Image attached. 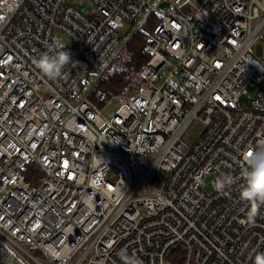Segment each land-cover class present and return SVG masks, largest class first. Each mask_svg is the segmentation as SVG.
I'll list each match as a JSON object with an SVG mask.
<instances>
[{
	"label": "built area",
	"instance_id": "1",
	"mask_svg": "<svg viewBox=\"0 0 264 264\" xmlns=\"http://www.w3.org/2000/svg\"><path fill=\"white\" fill-rule=\"evenodd\" d=\"M126 24L150 58L108 115L77 88ZM58 50L50 80L33 59ZM262 141L264 0H0V238L27 264H264V202L242 197Z\"/></svg>",
	"mask_w": 264,
	"mask_h": 264
},
{
	"label": "clouds",
	"instance_id": "2",
	"mask_svg": "<svg viewBox=\"0 0 264 264\" xmlns=\"http://www.w3.org/2000/svg\"><path fill=\"white\" fill-rule=\"evenodd\" d=\"M50 48L61 49L58 42L50 45ZM71 61L68 51L58 50L44 52L33 59V63L50 80H56L63 76V69ZM247 167L244 169V180L242 197L245 201L264 202V141L255 148L249 150L245 155ZM231 178L225 177L216 184L217 190H223L226 184H230ZM121 256L124 264H143V261L135 255H128L122 250Z\"/></svg>",
	"mask_w": 264,
	"mask_h": 264
},
{
	"label": "trees",
	"instance_id": "3",
	"mask_svg": "<svg viewBox=\"0 0 264 264\" xmlns=\"http://www.w3.org/2000/svg\"><path fill=\"white\" fill-rule=\"evenodd\" d=\"M144 43V35L139 33L133 35L124 48L123 64L100 77L95 90L89 96L94 99L95 92L98 90L105 93L106 99L133 96L138 92L144 84V69L150 58V54L143 50ZM27 174L32 182L38 183L40 176L42 178L44 173L35 164L28 169Z\"/></svg>",
	"mask_w": 264,
	"mask_h": 264
},
{
	"label": "rangeland",
	"instance_id": "4",
	"mask_svg": "<svg viewBox=\"0 0 264 264\" xmlns=\"http://www.w3.org/2000/svg\"><path fill=\"white\" fill-rule=\"evenodd\" d=\"M186 2H189V0H185ZM83 9L86 12L91 11V6L86 5L83 7ZM122 33L124 34V39H129L131 37V30L129 24H126L125 27L121 29ZM126 47V44L123 45L119 50H116L113 55L107 60L104 67L98 71H94L82 81V83L77 88V91L81 94H90L95 90L96 84L100 77L104 76L108 71H112L115 67L121 66L123 63V55L125 53L124 48ZM258 52L261 54V45L258 46ZM132 98V95L126 96L123 98H112V99H106V101L103 102L102 108L104 112L108 115L114 114L120 106L130 100ZM212 176L210 175L206 182L207 186L205 187V190L209 193L212 192V185H211ZM26 247L29 248L35 255L39 256L43 259L41 256L42 252L36 248L32 244H26ZM0 264H27L22 257H20L14 250H12L4 240L0 238Z\"/></svg>",
	"mask_w": 264,
	"mask_h": 264
},
{
	"label": "bare ground",
	"instance_id": "5",
	"mask_svg": "<svg viewBox=\"0 0 264 264\" xmlns=\"http://www.w3.org/2000/svg\"><path fill=\"white\" fill-rule=\"evenodd\" d=\"M106 101V100H105Z\"/></svg>",
	"mask_w": 264,
	"mask_h": 264
}]
</instances>
